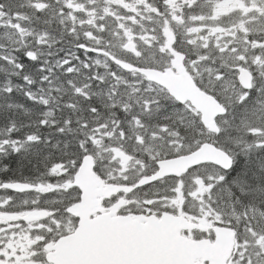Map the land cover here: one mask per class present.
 I'll list each match as a JSON object with an SVG mask.
<instances>
[{
    "label": "snow or ice",
    "instance_id": "6c2138e0",
    "mask_svg": "<svg viewBox=\"0 0 264 264\" xmlns=\"http://www.w3.org/2000/svg\"><path fill=\"white\" fill-rule=\"evenodd\" d=\"M0 264H264V0H0Z\"/></svg>",
    "mask_w": 264,
    "mask_h": 264
}]
</instances>
